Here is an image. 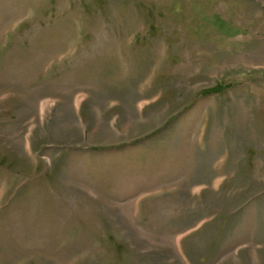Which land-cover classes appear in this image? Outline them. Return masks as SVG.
<instances>
[{"label":"rangeland","instance_id":"1","mask_svg":"<svg viewBox=\"0 0 264 264\" xmlns=\"http://www.w3.org/2000/svg\"><path fill=\"white\" fill-rule=\"evenodd\" d=\"M0 264H264V0H0Z\"/></svg>","mask_w":264,"mask_h":264}]
</instances>
